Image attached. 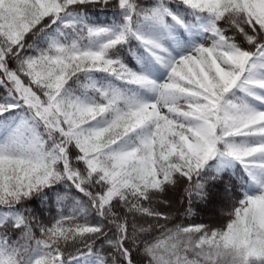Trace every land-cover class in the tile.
<instances>
[{
  "label": "snow or ice",
  "instance_id": "snow-or-ice-1",
  "mask_svg": "<svg viewBox=\"0 0 264 264\" xmlns=\"http://www.w3.org/2000/svg\"><path fill=\"white\" fill-rule=\"evenodd\" d=\"M0 264H264V0H0Z\"/></svg>",
  "mask_w": 264,
  "mask_h": 264
},
{
  "label": "trees",
  "instance_id": "trees-1",
  "mask_svg": "<svg viewBox=\"0 0 264 264\" xmlns=\"http://www.w3.org/2000/svg\"><path fill=\"white\" fill-rule=\"evenodd\" d=\"M172 200V205H171V210L173 211L176 220L178 222H184V223H189V222H196V223H200V222H211L213 220V218H208L210 220H207L205 218V216H201V214L198 213L199 212H208V209L205 207L206 205H197L196 206V215L189 217V218H185L183 215V209L185 207V205L180 204L175 196L170 197Z\"/></svg>",
  "mask_w": 264,
  "mask_h": 264
},
{
  "label": "rangeland",
  "instance_id": "rangeland-1",
  "mask_svg": "<svg viewBox=\"0 0 264 264\" xmlns=\"http://www.w3.org/2000/svg\"><path fill=\"white\" fill-rule=\"evenodd\" d=\"M205 207L208 209V212L207 211H205V212H199L198 211V213L201 214V216H203V217L205 216L206 219L211 218V217L213 218L215 216L217 210L212 206H205Z\"/></svg>",
  "mask_w": 264,
  "mask_h": 264
},
{
  "label": "bare ground",
  "instance_id": "bare-ground-1",
  "mask_svg": "<svg viewBox=\"0 0 264 264\" xmlns=\"http://www.w3.org/2000/svg\"><path fill=\"white\" fill-rule=\"evenodd\" d=\"M207 220H210V219H207Z\"/></svg>",
  "mask_w": 264,
  "mask_h": 264
}]
</instances>
